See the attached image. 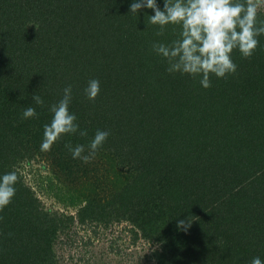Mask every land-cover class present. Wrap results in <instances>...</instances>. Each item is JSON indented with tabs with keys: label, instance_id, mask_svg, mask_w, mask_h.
<instances>
[{
	"label": "trees",
	"instance_id": "16d2710c",
	"mask_svg": "<svg viewBox=\"0 0 264 264\" xmlns=\"http://www.w3.org/2000/svg\"><path fill=\"white\" fill-rule=\"evenodd\" d=\"M133 2L0 0V177H19L0 211V264H58L54 244L75 221L126 222L153 264L264 261V34L250 58L233 50L236 73L210 75L204 88L202 76L169 73L152 50L178 39L180 26L157 36L154 10L130 13ZM92 79L95 100L84 94ZM69 85V110L88 134L41 151L50 106ZM27 107L37 116L23 119ZM97 130L110 135L95 159H73L65 144L87 154ZM36 158L50 164L48 195L76 213L43 206L20 170Z\"/></svg>",
	"mask_w": 264,
	"mask_h": 264
},
{
	"label": "clouds",
	"instance_id": "9594fccd",
	"mask_svg": "<svg viewBox=\"0 0 264 264\" xmlns=\"http://www.w3.org/2000/svg\"><path fill=\"white\" fill-rule=\"evenodd\" d=\"M154 10L148 24L158 25L157 36L164 35L167 25H179V38L171 44L152 43V50L168 62L169 73L189 74L192 77L202 76L204 88L211 87L210 75L224 78L237 71V65L231 58L233 50L238 49L243 58H250L257 47V37L264 34V21H258V11L264 7V0H164L163 10L157 0H134L130 13H138L143 8ZM100 92V82L92 79L84 89L89 100H95ZM35 104L43 106L44 100L39 94H33ZM72 101L71 85L63 89V97L50 106L53 113L50 124L44 125L41 151H50L52 146L67 134L79 132L87 136V130H80L77 117L69 110ZM37 116L34 107H27L23 119ZM109 131L97 130L87 146L70 143L65 147L73 159L89 163L95 159L99 148L106 142ZM15 171L0 177V211L8 206L15 194L18 182ZM3 217H0L2 220ZM185 221L178 222V227H185ZM142 239V238H140ZM250 264H264L260 257H253Z\"/></svg>",
	"mask_w": 264,
	"mask_h": 264
},
{
	"label": "rangeland",
	"instance_id": "374dc122",
	"mask_svg": "<svg viewBox=\"0 0 264 264\" xmlns=\"http://www.w3.org/2000/svg\"><path fill=\"white\" fill-rule=\"evenodd\" d=\"M264 9V7L260 8ZM50 164L42 158H36L20 166V170L38 193L43 206L50 211L76 213L59 204L48 195L42 181L48 176ZM132 231L126 222L87 223L77 221L64 232L58 234L54 244L58 264H153L150 262V244L144 239L133 241Z\"/></svg>",
	"mask_w": 264,
	"mask_h": 264
}]
</instances>
